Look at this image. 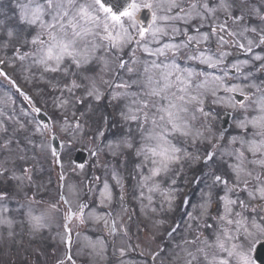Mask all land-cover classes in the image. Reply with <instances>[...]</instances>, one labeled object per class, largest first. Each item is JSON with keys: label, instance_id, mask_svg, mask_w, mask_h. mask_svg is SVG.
Segmentation results:
<instances>
[{"label": "snow or ice", "instance_id": "6c2138e0", "mask_svg": "<svg viewBox=\"0 0 264 264\" xmlns=\"http://www.w3.org/2000/svg\"><path fill=\"white\" fill-rule=\"evenodd\" d=\"M109 5L110 0H15V18L0 20V78L37 114L40 108L8 69H19L26 82L43 85L36 88L37 95L51 93L54 106L64 114V130L73 136L82 131L73 108L89 100L98 102L107 93L118 111L121 131L117 139L98 145L92 154L106 148L113 157L131 156L129 175L136 180L133 196L151 212L157 211L153 206L157 201L162 210H174L177 200L181 207L191 206L181 198L177 183L187 167L203 162L207 171L201 169L191 182L206 183L207 191L191 212L182 214L187 216L183 225L187 236H181L182 243L176 245L169 264H250L245 251L248 239L264 235V82L256 81V73L264 74V56L254 51L264 48V7H254L250 0H128L123 10L116 11ZM142 9L151 13L148 25L137 20ZM221 12L231 19V25L215 23ZM206 25L207 30H202ZM178 36L182 39L177 40ZM229 46L242 50L247 58L228 63ZM181 57L206 70L181 67ZM207 69L219 75L210 77ZM230 73L239 78V84L226 79ZM219 92L229 94V100L235 93L243 97V101L226 105L236 113L235 134L214 129L213 106L224 102ZM8 101L0 107V154H8L0 155V180H13L23 189L34 182L32 168L21 165L17 174V162L27 163L29 146L33 153L49 150L46 141L51 129L37 125L32 135L43 139L37 142L26 136L21 141L17 133L28 122L15 119V101L10 96ZM8 107L11 111H5ZM105 131L98 128L95 135L105 138ZM201 145L206 146L203 153ZM50 154L61 169L59 180L63 182L62 160L56 150ZM111 178L121 189L119 206L127 212L123 178L117 171ZM60 188L59 201L67 205L60 237L66 247L72 244L73 220L78 226L103 223L109 235L117 236L113 187L107 181L99 193V207L112 209L108 212L90 209L79 200L73 208L63 189L77 198L82 189L63 183ZM10 197L7 190H0V224L8 227L13 221L4 216L8 212L4 202ZM26 199L32 230L45 228L51 215H33L31 205L37 201ZM164 224V219H157L153 228L161 229ZM121 228L122 238L128 237L127 228L123 224ZM180 230L173 223L166 234L174 239ZM85 247L98 256L106 251L103 241L85 238ZM137 247L125 240L120 256ZM164 251L150 249L147 256L152 264L158 259L163 264ZM58 264L75 262L66 254Z\"/></svg>", "mask_w": 264, "mask_h": 264}, {"label": "rangeland", "instance_id": "374dc122", "mask_svg": "<svg viewBox=\"0 0 264 264\" xmlns=\"http://www.w3.org/2000/svg\"><path fill=\"white\" fill-rule=\"evenodd\" d=\"M0 9H3V12L0 13V20H4L7 17L15 18V0H0ZM220 14L222 15L223 13L217 14L215 23L224 24L223 20L219 17ZM252 23H258V21L254 20ZM231 24L232 22L227 25ZM202 30H207V25ZM180 39L182 37L178 36L177 40ZM212 46L215 47V37H213ZM233 50L234 47L231 46L226 49V51L231 53L227 59L228 63L239 62L247 58L236 57L232 52ZM255 54L264 56V48H258ZM178 63H180L181 67H190L195 71L206 70L205 66L186 61L182 57L178 60ZM207 71L210 77L213 74L219 75V73H214L211 69H207ZM8 72L21 90L32 97L35 106L44 111L51 120L49 126H44L38 122L36 118L37 113L31 111V105L23 99V96L16 92L7 80L0 78V107H3L5 102L11 103L8 101V97L10 96L15 101V119L21 122H28L26 129L17 133L18 137L23 141L26 136H29L39 142L43 137L32 135V129L35 126L50 128L51 131L48 133L49 138L46 141V148L49 150L44 152L37 150L36 153H33L29 146L27 163L24 161L17 162V174H20L19 169L21 165L32 168L33 184L23 189H18L15 181L0 180V190H7L11 193L10 199L4 202L8 208V212L4 213V216H7L13 221L11 227L0 224V260L20 259L23 261V264H58V261L64 259L67 254L73 257L75 264H121L122 261L124 264H145V261L148 264H152L151 258L147 256V252L150 249L157 250L160 248L165 249L161 253V256L164 257L163 264H169L168 258L171 257L172 252L176 249V245L182 243L181 236H187V232L183 228V225L188 222L187 216L182 214L191 212L193 207L200 201L202 194L207 191L206 183L191 182L197 174L196 169L200 166L201 162L193 163L187 167L184 177L178 180L177 183L180 194L185 190H191L193 192L194 197L188 199L191 202V206L181 207L180 200H177V207L171 211L167 210V208L160 209L158 201L153 205L157 208L156 212L142 208L141 202L137 197L133 196L136 180L133 179V176L129 175L132 172L131 165L133 158L129 155L113 157L106 148L97 155L92 154L98 145L110 143L117 139L121 131L118 111L110 103L107 93L98 102L89 100L85 104H80L73 108V111L76 113L75 118L80 119L82 123V131L76 136H73L70 131L64 130V114L54 106L51 93L42 92L40 95H37L36 88H44L43 85L37 86L26 82L23 79L24 74L19 69L16 71L8 69ZM256 76H258V73H256ZM226 79L235 84L240 83L236 75L230 74ZM256 81L258 82L257 79ZM221 93L224 92H219L218 95L221 96ZM223 97L224 102L220 105L213 106V109L217 107L230 108L226 105L230 103L234 104V101L231 100L232 98L229 100L226 93ZM89 104L91 107L87 106ZM21 109L27 111L29 115L24 116L20 111ZM5 111H11V107L5 108ZM81 113L84 115H81ZM217 117L218 114L213 117V121ZM69 119H72L70 114ZM105 119L108 121L107 124H104ZM12 126L16 127L14 123ZM98 128L106 129L105 138H99L95 135ZM216 128L217 126L214 129ZM233 131H236L235 121L232 129L224 134H233ZM53 135H57L62 143V150L58 155L63 163V173L65 176L63 182L59 180L61 169L50 154V150L52 149L51 138ZM200 147L201 153H203V149L206 146L201 145ZM78 149H83L88 153V159L85 165L77 166L72 163L73 156ZM190 150L195 151V149ZM0 155L6 156L8 154L2 153ZM218 162L220 161L217 160L216 163L218 164ZM206 170L204 168V171ZM113 171H117L123 178L122 182L125 191L124 203L127 206V212L123 211L119 206L118 198L121 189L116 186L115 181L111 178ZM96 177L100 179L96 180ZM105 181L113 187L114 201L112 209L114 211L99 207V193L103 190V183ZM61 183L67 186L75 185L78 189H82L79 198L68 193L67 188L63 189L64 194L72 201L73 208H75L79 200L87 202L90 209H95L98 212L112 211V216L116 218L118 228L117 236L113 237L109 235L108 228L103 223L90 222L84 226H78V222L73 220L71 225L72 248H68L67 250L66 245L61 242L60 238L64 232L63 217L67 211V205L59 201ZM195 183L197 184L198 191L196 188H193V186H196ZM89 188L92 191H89ZM26 197H34L37 201V203L31 205L33 215L40 216L45 213L51 215L47 226L39 231H33L28 222L26 208L24 207L28 204ZM144 203L146 204L147 202L145 201ZM53 204L56 205L55 208L51 207ZM157 219L165 220L163 228H153V223ZM173 223L181 226V230L174 234V239L166 234L168 227ZM121 224L127 228L128 237L122 238L123 229L121 228ZM261 236L254 234L248 239L245 250L247 254V250L249 249L250 254L248 258L250 264H255L251 259L250 248L256 245L257 241L261 239ZM85 238L93 242L103 241L106 245V251L103 255L98 256L86 248ZM125 240L131 245L139 244L140 247L135 248V250L129 248L127 254L121 257L119 249ZM166 245H168L167 248H165ZM142 251L145 253L143 256L141 255ZM156 264H161V261L158 259Z\"/></svg>", "mask_w": 264, "mask_h": 264}, {"label": "water", "instance_id": "95a60500", "mask_svg": "<svg viewBox=\"0 0 264 264\" xmlns=\"http://www.w3.org/2000/svg\"><path fill=\"white\" fill-rule=\"evenodd\" d=\"M115 1H117V2L119 1V2H121L123 4H127L128 3V0H110V5L109 6H114L113 3ZM40 119L41 120H45V118L41 117V116H40ZM53 146H54L56 152H58L59 151V145H58V142H57L56 139H54V141H53ZM85 159H86V154L83 151H80V152L77 153V155H76V162L77 163H80V162L84 163ZM255 258H256L255 260L259 261L260 264H264V246L258 248V251H257V254H256Z\"/></svg>", "mask_w": 264, "mask_h": 264}, {"label": "flooded vegetation", "instance_id": "af4514ba", "mask_svg": "<svg viewBox=\"0 0 264 264\" xmlns=\"http://www.w3.org/2000/svg\"><path fill=\"white\" fill-rule=\"evenodd\" d=\"M250 3L254 7H264V0H250ZM142 10H147V9H142ZM151 15V13L149 12ZM151 20V19H150ZM230 20V19H229Z\"/></svg>", "mask_w": 264, "mask_h": 264}]
</instances>
